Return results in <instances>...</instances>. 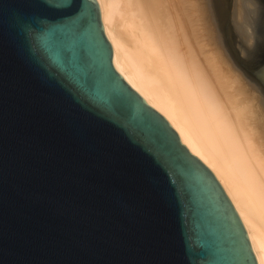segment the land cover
<instances>
[{
    "label": "water",
    "instance_id": "1",
    "mask_svg": "<svg viewBox=\"0 0 264 264\" xmlns=\"http://www.w3.org/2000/svg\"><path fill=\"white\" fill-rule=\"evenodd\" d=\"M111 57L94 0H0V264H256Z\"/></svg>",
    "mask_w": 264,
    "mask_h": 264
},
{
    "label": "bare ground",
    "instance_id": "2",
    "mask_svg": "<svg viewBox=\"0 0 264 264\" xmlns=\"http://www.w3.org/2000/svg\"><path fill=\"white\" fill-rule=\"evenodd\" d=\"M94 1L115 71L213 174L264 264V0Z\"/></svg>",
    "mask_w": 264,
    "mask_h": 264
},
{
    "label": "snow or ice",
    "instance_id": "3",
    "mask_svg": "<svg viewBox=\"0 0 264 264\" xmlns=\"http://www.w3.org/2000/svg\"><path fill=\"white\" fill-rule=\"evenodd\" d=\"M257 71L259 70V69H256Z\"/></svg>",
    "mask_w": 264,
    "mask_h": 264
}]
</instances>
